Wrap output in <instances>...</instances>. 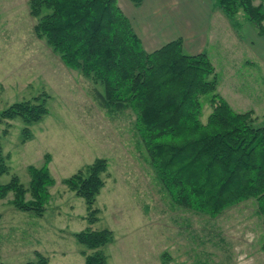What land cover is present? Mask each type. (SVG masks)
Instances as JSON below:
<instances>
[{"label": "rangeland", "instance_id": "rangeland-1", "mask_svg": "<svg viewBox=\"0 0 264 264\" xmlns=\"http://www.w3.org/2000/svg\"><path fill=\"white\" fill-rule=\"evenodd\" d=\"M29 2L0 0V150L9 169L0 182L16 175L27 187L29 168H41L47 159L55 184L40 216L16 209L12 192L0 200V262L38 264L40 256L45 264H84L74 234L90 228L113 233L111 243L101 248L108 264H264L256 202L243 201L215 217L175 203L156 177L135 114L109 113L99 106L95 92H102V86L65 67L36 34ZM253 4L264 11V0ZM220 14L236 28V37L220 36L212 44L214 29L208 39L215 92L235 112H248L255 125L264 126V57L241 52L246 45L264 49L260 41L252 42L254 34L261 35L242 11L234 20ZM35 97L45 100L47 115L29 127L24 140V125L6 119L4 112ZM210 110L205 103L203 123ZM98 159L106 163L104 185L94 205L98 220L89 225L84 200L64 181L84 175Z\"/></svg>", "mask_w": 264, "mask_h": 264}, {"label": "trees", "instance_id": "trees-1", "mask_svg": "<svg viewBox=\"0 0 264 264\" xmlns=\"http://www.w3.org/2000/svg\"><path fill=\"white\" fill-rule=\"evenodd\" d=\"M130 1L135 6L142 2ZM253 2L215 0L231 20L242 11L264 36V11ZM29 9L36 19V34L64 66L102 86V92H95L102 109L135 114L156 177L175 203L215 217L252 199L264 231V126L255 125L248 112H235L215 92V71L206 53H186L180 39L146 52L117 0H30ZM205 103L211 110L203 123ZM4 115L21 121L26 140L29 127L47 115V107L44 99L35 97L13 104ZM6 158L0 150V178L9 170ZM47 162L29 168L27 187L16 175L5 184L0 182V200L12 192L16 209L42 215L55 184ZM105 170V161L98 159L84 175L80 172L64 181L84 200L89 225L98 220L94 205ZM74 238L83 247L84 264H108L101 248L111 243L110 230L88 228ZM38 257V264H45Z\"/></svg>", "mask_w": 264, "mask_h": 264}, {"label": "crops", "instance_id": "crops-1", "mask_svg": "<svg viewBox=\"0 0 264 264\" xmlns=\"http://www.w3.org/2000/svg\"><path fill=\"white\" fill-rule=\"evenodd\" d=\"M117 4L130 21L146 52H153L180 39L186 53H206L214 66L207 50L209 37L216 32L212 44H216L220 36V39L233 35L236 37V28L229 20L222 18V12L217 8L215 0H142L139 6H135L130 0H117ZM215 18L217 22L213 26ZM214 29L216 31L213 33ZM254 36V45L256 40L264 45L263 37L257 34ZM239 37L242 46L245 40L241 33ZM245 48L241 52L264 57V49L259 48V52L255 49L256 46L253 47L254 50H249L247 45Z\"/></svg>", "mask_w": 264, "mask_h": 264}]
</instances>
